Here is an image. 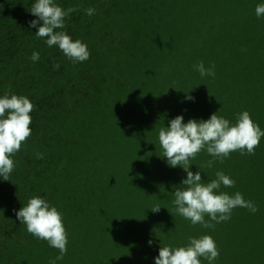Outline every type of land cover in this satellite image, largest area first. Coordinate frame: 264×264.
I'll list each match as a JSON object with an SVG mask.
<instances>
[{
	"label": "trees",
	"instance_id": "1",
	"mask_svg": "<svg viewBox=\"0 0 264 264\" xmlns=\"http://www.w3.org/2000/svg\"><path fill=\"white\" fill-rule=\"evenodd\" d=\"M196 1L57 0L63 9H76L64 30L90 51L89 60L73 63L29 27L36 19L30 13L34 0H0V95L27 96L34 105L32 133L11 157L15 166L8 181H0V264H133L142 251L140 234L128 213L116 218L117 198H125L128 187L149 192L164 184L170 189L179 179L163 157L160 128L180 114L184 122L207 120L220 107L218 115L234 124L245 101L261 103L264 72L260 76L255 68L245 77L244 68L240 73L229 69L228 57L215 62L218 56H205L203 61L215 66V76L199 79L194 68L199 55L184 46L174 26L179 16H184L183 28L190 25L189 8ZM256 1L254 7L261 2ZM87 8H94V15H86ZM221 23L217 21V30ZM260 47L264 44L257 38L229 54L244 58V50ZM33 52L40 54L35 63ZM153 104L170 111H153ZM141 118H147L145 123ZM159 151L163 161L153 155ZM238 154L232 152L228 162L218 160L219 170L236 168L231 157ZM257 157L254 153L252 160ZM162 170L165 182L157 178ZM261 194L259 190L248 199L257 207L255 213L244 208L209 232L216 242L226 240L218 249L234 256L232 264H264ZM33 196L47 199L63 215L68 234L63 259L16 219L15 211ZM144 252L146 256L148 250Z\"/></svg>",
	"mask_w": 264,
	"mask_h": 264
},
{
	"label": "clouds",
	"instance_id": "2",
	"mask_svg": "<svg viewBox=\"0 0 264 264\" xmlns=\"http://www.w3.org/2000/svg\"><path fill=\"white\" fill-rule=\"evenodd\" d=\"M76 11L74 8L63 9L57 0H34L30 13L36 17L29 21V27L36 29V37L43 39L47 47L58 48L73 63H82L90 58L88 46L81 40H74L64 29L65 20ZM94 8L85 9V14L92 16ZM257 19L264 18V0L255 7ZM30 60L37 62L40 54L33 52ZM54 69L60 65L55 64ZM201 77H214V65L205 68L203 62L194 65ZM188 99H193L188 97ZM34 105L27 96L16 94L0 95V181H8L14 169L13 154L21 149L22 143L30 137ZM218 112L207 119L190 118L184 122L182 114L169 119L167 127L158 132L159 145L166 163L172 168L181 167L186 173L182 179L183 188L174 192L173 204L178 215L189 220L192 225L199 224L205 229H214L215 224L231 219L235 208H246L252 213L258 209L252 201L245 200L240 192L229 195L221 187H234L235 181L223 171L215 173V179L204 182L201 172L190 170V161L202 150L213 159L207 161L212 167L216 160L221 163L232 152L241 155L254 154L255 148L264 137V130L255 123L248 111L238 113L233 124ZM161 207L156 206L153 212ZM16 219L26 226L33 237L45 240L49 247L59 250L57 259H63L67 253L68 234L62 213L49 201L40 196H33L26 205L15 211ZM205 216L208 219H205ZM215 223H211V222ZM152 246V240H148ZM220 252L211 235L189 237L185 245L159 247L154 264H201V258L214 264ZM55 264V261H52Z\"/></svg>",
	"mask_w": 264,
	"mask_h": 264
},
{
	"label": "rangeland",
	"instance_id": "3",
	"mask_svg": "<svg viewBox=\"0 0 264 264\" xmlns=\"http://www.w3.org/2000/svg\"><path fill=\"white\" fill-rule=\"evenodd\" d=\"M256 2V0H250L245 5L244 0H222V2L219 0H197L189 8L190 18L192 19L189 26L183 28L180 22H183L184 16H179V23L174 25L177 26V36L180 35L179 39L184 46L189 48L190 52L199 55L196 56L197 62L206 63L207 68L209 67L208 61H203L205 56H209L211 59L218 56L214 60L215 62L220 58L228 57L226 60L230 70L240 73L244 68L246 77L248 74H253L256 68V72L261 76L264 72V49L262 47L257 50H244V58L239 54H229L233 51V47L244 45L245 49L247 44L257 38L264 44V18L257 19L254 7ZM218 20L222 23L217 30L216 23ZM178 26H180V30ZM261 93L264 94V88H262ZM166 107L168 106L154 104L151 106L153 111L158 113H163L166 110L170 111ZM236 108V110H241V108ZM218 110L223 111V107L218 108ZM244 111H248L252 119L255 118L258 122H262L261 126L258 125L264 130V115L263 117L260 116V114H264V95L261 96V103L258 101L254 105H248L245 101ZM146 120L147 118H141L144 123ZM133 150L138 151L136 146L133 147ZM254 153H258L255 161L252 160L253 154L241 155L240 153L237 157L232 155L231 159L237 166L236 168L224 166L219 170L218 160H216L212 166L216 167V171H213L211 167L206 166L207 161L213 158L202 150L195 159L191 160L193 165L190 163V170L193 173L199 170L204 182L215 179L217 171H223L235 181V185L231 188L222 186L221 191L227 192L229 195L240 192L245 200L249 198L253 200L254 195L259 193L260 190L264 201V137L261 138L259 148L254 150ZM153 155H156L161 161L164 160L160 155V151L155 152ZM207 156L208 158L205 160L204 158ZM244 159H250V161L247 160L245 169ZM223 161L228 162L230 158ZM175 171H177L176 176L179 179L174 181L170 189H164V184L155 188L150 184L153 189H149V192L148 190L143 191L142 189L128 187L125 198L121 201L117 198L116 218L119 219L122 212L123 215L128 213L130 224L136 228L137 235L140 234L138 243L142 251L133 264H154L153 258L158 255L160 246L179 247L185 245L189 237L198 238L205 234L209 235L211 229L202 228L199 224L192 225L189 220L176 213L173 204L174 192L177 188L184 187L181 185V181L186 178V173L181 167H176ZM159 174H157V178L158 176L162 177L165 182L166 170H162ZM122 191L117 192V197L119 194L121 195ZM156 206L161 208L158 212H153L152 209ZM122 208L124 210L121 211ZM243 213L244 208H235L231 213V219H235ZM205 219L207 220L208 217L205 216ZM232 226L234 227V224ZM149 239L153 242L151 247L147 243ZM225 242L226 240L216 242L217 248ZM144 249H147L148 254H151V260H149L148 254L144 256ZM219 252L220 255L214 264H232L233 255H225L220 250ZM201 264H208V261L201 258Z\"/></svg>",
	"mask_w": 264,
	"mask_h": 264
}]
</instances>
